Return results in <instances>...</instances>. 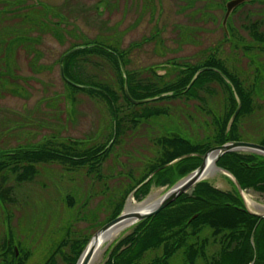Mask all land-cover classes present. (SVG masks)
<instances>
[{"label":"trees","instance_id":"obj_1","mask_svg":"<svg viewBox=\"0 0 264 264\" xmlns=\"http://www.w3.org/2000/svg\"><path fill=\"white\" fill-rule=\"evenodd\" d=\"M228 1L217 0L210 3V7L219 5L222 11L219 24L214 21L216 18L212 20L220 27L224 40L232 46L229 55L222 53L223 41L200 63L172 58L177 55V49H172L169 52L172 57L163 63H149L144 68L137 65V69L131 52L142 49L143 44L154 43V50L160 55L170 49H166L160 34L162 28L158 25L150 30L149 36L123 49L120 34L111 23L99 22V30L95 26L97 21L78 19L77 13L84 6L85 14H90L88 9L93 0H68L64 6L41 2L37 5L31 0H0V99L6 97L7 85H13L10 94L14 97H32V92L21 85L20 80L28 85L30 82L17 72L21 52L26 53L29 68L34 73L52 72L58 68L63 85L62 92L52 91L47 87L54 86L53 83L39 81L43 94L36 101L35 109L26 112L30 122L25 120L22 125V120L0 116L2 133L16 129L11 135L4 134L0 145V264H26L32 256L33 253L27 249L22 252L20 248L21 241L26 238L21 237L19 226L34 221L22 209L35 207L32 198L41 196L42 190L47 192L52 181L64 182L63 177H72L77 182L70 187L73 189L68 199L59 195L60 199L54 198L43 204L49 212L44 214L45 220L50 215L57 221L63 219L56 229L54 224L50 225L45 240L50 239V244L46 248L43 245L42 257L36 258L40 264H57L60 256L64 264H77L90 238L123 212L130 195L143 201L152 185L169 188L196 170L202 160L193 156L154 174L156 170L184 155H203L229 141L253 142L252 138H264V116L259 115L264 113V107L259 112L253 104L255 97L262 101L264 96V1L248 3L253 4L249 7L245 3L234 11L228 22L230 37L222 25ZM102 7L98 8L102 10L100 12H103ZM192 13L197 14L196 11ZM238 18L244 21L237 25ZM79 22L96 32L88 35L79 31L76 26ZM69 25L73 28L68 29ZM177 28L178 37L172 41L180 48L192 43L198 35L188 25ZM70 33L75 41L60 58L49 66L41 63L44 53L40 45L44 38L49 36L65 44L66 35ZM100 37L104 39L102 43L97 41ZM84 38L88 42L81 43ZM106 41L108 43H104ZM240 55H244L252 67L260 64L255 67L252 92L243 86L242 69L237 65ZM226 56L237 58L234 68L224 67ZM201 69L205 71L189 87ZM159 70L164 73L160 74ZM221 73L230 80L242 102L241 111L228 134V122L237 109V102ZM126 85L133 99L151 101L133 104L126 96ZM220 85H226L228 90H222ZM20 90L25 93L21 94ZM164 101L166 104L161 105ZM91 103L101 116L97 123L89 119ZM204 104L217 105L218 111L214 109L216 106L210 111L204 110ZM82 110L86 111L85 115ZM184 116L187 122L182 127L167 122V119ZM244 117L248 118L252 130L244 132L242 123L241 132L237 126ZM83 125L87 129L83 130ZM24 129L35 131L34 139L23 134L21 130ZM47 129L54 131L35 141L39 132ZM64 133L68 135L63 136ZM115 147L117 150L114 151ZM218 166L232 174L243 190H254L264 196L263 157L231 152L219 160ZM115 170L123 171L121 178L108 185L103 175L114 176ZM124 174L131 177L129 186L125 184ZM84 178L92 181L89 188L86 185L88 191L80 185L82 181L84 186ZM93 183L104 191L105 199L99 207L88 209L86 206L95 194L96 184ZM83 189L87 195L84 198L83 194L80 196ZM61 201L63 217L57 216ZM243 208L244 201L236 186L221 190L208 180L202 181L157 215L131 228L104 264H264V219ZM79 221L88 224L85 229L88 234L74 231L73 223Z\"/></svg>","mask_w":264,"mask_h":264},{"label":"rangeland","instance_id":"obj_2","mask_svg":"<svg viewBox=\"0 0 264 264\" xmlns=\"http://www.w3.org/2000/svg\"><path fill=\"white\" fill-rule=\"evenodd\" d=\"M33 1V0H31ZM39 2H51V3H57V5H59L60 3L64 2V1H68V0H37ZM216 1V0H215ZM222 1V0H219ZM255 1H260V0H255ZM159 2V12L155 13V15L157 16L156 18L149 20L152 16L149 15L148 13H146L145 15H140L142 17H144V22L143 24L140 25L139 28H136L137 31H135V33L130 34L128 33V31H130L131 29L129 27H131L132 24L130 21H134L137 19V17H139V13L134 12V10H129L126 13L123 12V9L118 11L117 13H112V21H111V25L120 33V47L123 49H127L130 47L131 43L134 41H140L142 40V38L144 36H149L148 31L152 30L153 27L155 25H158V28H162L161 29V38H163L164 45L167 48H170L169 50H167L165 52V55H160L159 53H157L154 50L155 44L152 42L149 43H145L142 46H144L142 49H137L134 50L133 52H131V56L134 60V62H136V67L137 65H141L144 66L145 65H149V63H163L164 61H166L167 59H169L170 57H172V55L169 53L170 50L172 49H177L181 51L177 52V55H174L172 58H180L179 61H187L191 64H196V63H200L201 61H205L206 58L212 53L213 50H215L217 47H219L220 44H222V42L224 41L223 44V50L222 53L224 52L225 55H229L230 50H231V44L227 43L226 40H224V36L222 35V32L220 31V27L214 22L216 21L218 24L219 22H221V18H222V11L220 10L219 5L217 6H213L212 8L210 7V3L212 4L213 2L210 1H204V2H198L193 9L196 10H200L202 9L203 11H205L208 15L206 16V18L197 16V15H193L192 14V10L190 11V16H189V11L184 12L183 14H179L178 12L179 7L176 6L173 3V0H161L158 1ZM252 3V2H249ZM94 4V3H93ZM246 7L252 6L253 4H248L246 3ZM2 5V4H0ZM55 6V5H53ZM93 6V5H92ZM91 6V7H92ZM90 7V8H91ZM246 7H244L243 9H245ZM103 8V7H102ZM259 8V7H258ZM257 8V9H258ZM121 9V7H120ZM242 9V10H243ZM102 11V10H100ZM104 11V10H103ZM262 12V11H261ZM260 12V13H261ZM185 14V15H184ZM187 15V16H186ZM83 17L88 18L86 15H84ZM125 17V18H124ZM141 17V18H142ZM86 18H83L84 21H86ZM212 18H216L214 21L212 20ZM242 18V17H241ZM79 21V20H78ZM77 21V22H78ZM239 21H244L243 19H237L236 24L238 25ZM134 23V22H133ZM92 25V23H91ZM179 25H182V27L184 25H188V27H191L193 30H195V32H198L197 37H194V41L192 43L189 44H185L182 45L181 48L177 46L176 43H174L172 40H174L178 34V30L179 28H177ZM76 26H78V30L79 31H85L86 34L88 35H93L94 32H96V30L90 28H87V25L83 24L82 22H79ZM95 26L100 30L99 28V23H95ZM73 26H68V29H72ZM191 30V29H188ZM70 33L69 35H66V42L65 44H62L61 42L56 41L55 39H53L52 37H45L43 40V43L40 45V49L43 51L44 56L41 60V63L49 66L51 65L53 62H56V60H58L60 58V55L70 47V45L72 43H74V39L71 37ZM75 38H77V34H74ZM81 39V43H86L88 42L87 40ZM171 39V41H170ZM99 43H102L104 41V39L102 37H100L97 40ZM102 41V42H101ZM104 43H108V41L104 42ZM152 43V44H150ZM161 46V45H160ZM162 47V46H161ZM173 54V53H172ZM29 59H31V57H29ZM20 67L17 72L19 73V76L22 78H26L29 82L30 85L26 84L25 82H23V80H20V84L24 85L25 88L27 90H30V92H32V97L29 98H22V97H14L10 94V89H12L13 85H7V89H5V91L7 92L5 95V98L0 99V116L1 118L4 119H12V120H22V122H20V124L23 125V122H25V120H27V122H30L28 120V115L26 112H28L29 110L35 109L36 105H37V100L42 96L43 94V90H41L43 88V86L41 84H39V81H46V83H53L54 86H48L47 88H50L52 91L54 90H60L61 92L63 91V85L62 82L60 81V74L58 73V68H55L52 72L49 71H44L42 73H34L30 70L29 68V60L26 57V53L21 52L20 55ZM238 63L237 58L235 57H230V56H226L224 58V67H226L227 69H231L228 68L229 66H233V68L235 67V64ZM152 65V64H151ZM170 65V64H169ZM240 66V68L242 69V73H243V86L249 90L250 92H252L253 89V84H254V73H255V67L256 66H260L259 63H256L255 67L251 66V63L247 62V59L244 58V55H240V63L237 64ZM264 65V63H263ZM138 66V67H139ZM173 66V65H170ZM54 67H57L56 64H54ZM137 67V69H138ZM10 69H12L10 67ZM170 69V67H169ZM168 69V70H169ZM150 72V70H149ZM160 74H163L164 72L162 70L158 71ZM151 73V72H150ZM32 77V78H31ZM37 79V80H34ZM26 85L28 87H26ZM226 86V85H225ZM224 85H220L221 88H223L222 90H228ZM31 87V89H30ZM34 89V90H33ZM21 91V90H20ZM21 94H24V92H20ZM227 95V93H226ZM254 102L253 104L256 106L255 109L258 110L259 112H261L260 110L264 107V96L262 97V101L259 100L258 98H254L253 99ZM166 101L162 102L161 105L166 104ZM225 102H226V107H228V102L229 99L228 97L225 98ZM95 103V102H94ZM91 103V117L89 116L90 121H93L94 123H97L100 119L101 116L96 113V108H95V104ZM212 106H216L214 109L216 111H218V107L217 105H207L204 104V110H209L210 108H212ZM83 111V110H82ZM85 111V110H84ZM84 111L82 112L84 115ZM86 112V111H85ZM23 114V115H20ZM34 115H37L36 113H34ZM260 116H264V113L259 114ZM37 117V116H36ZM168 123H172L175 125V127L177 125H179L180 127H182L186 122V116L182 117V118H170L167 119ZM244 124L242 129H245L244 132H246V130H252V128L250 126H248V118L244 117V119L241 121L240 124H238L237 128L240 130V125ZM100 124L96 125L94 127V129L96 127H98ZM87 129L85 127V125H83V130ZM183 129V128H182ZM240 130L241 132L243 130ZM90 130V129H88ZM93 130V128H92ZM11 131V132H10ZM13 131H16V129L13 130H8L2 133V131H0V145L2 144V139L4 136V134L7 135H11L13 133ZM51 131H54L52 129H47V130H41L39 132V134L36 137L35 141H38L39 139H41L45 134H49ZM21 132H23V134H25L26 136H29V139H34V134H36L35 131L30 130V129H24L21 130ZM78 135H80L79 132H76ZM68 134L64 133L63 136H66ZM69 135H71V131L69 133ZM16 139V137H14ZM12 139L15 142V139ZM112 143V142H111ZM110 143V144H111ZM137 143L139 145V141L137 139ZM14 145V143L12 144ZM17 145V144H15ZM17 147V146H16ZM117 150L116 147L114 149V151ZM113 151V153H114ZM246 153V152H244ZM250 154H255V153H250ZM258 156V155H257ZM61 169H56V171H59ZM123 171L122 170H115L114 172V176H112L111 174H104L103 176V180L109 185L112 181L116 180L117 178L120 179L121 178V174ZM125 178L124 180H126L125 184L127 186H129L130 184V179L131 177L126 176V174H124ZM70 178V179H69ZM63 177L64 182H56V181H52V185L50 186L49 190L46 192L44 190H42L40 192L39 197H33L32 200L35 203V207H27L26 209H22V211H24L27 215V217H29L30 220H34L33 222H30L29 224H26V222H24V226H19L20 230L22 231L21 237H25L26 241H21L22 243L20 244V248L21 251L25 252V249H27V252H31L33 253L32 256L30 258H28L27 263L26 264H40L37 261V256H39L40 258L42 257L44 253L43 250V245L46 248L50 243V239L49 241H45L47 238V231L48 228L50 227L51 224L55 225V229L56 227L58 228L61 223L60 220L63 219H57L53 216H50L45 220L44 218V214L49 213L45 208L46 206H44L43 204H45L47 201H51L52 199L54 200V198H59V195L61 198H67L68 199V195H70V190H72L73 188H70L71 186H73L72 184H76L77 181H73L71 178L72 177ZM94 179V178H92ZM206 180H210V182L214 183L217 187H219L220 189L222 188V190H231L234 189V181L232 180V177L227 175L226 173L222 172V171H215L214 173L210 174L206 179ZM84 186L82 181L80 182V185L82 187H84L86 189V185L87 188H89L88 184H91L92 181L89 180L88 178H84ZM96 184L95 185V194H94V199L89 201V204L86 206L88 209H94L96 207H99L101 205V203L103 202L102 200L105 199V197L102 195L104 193V191H100V189H98V185L97 183H93ZM75 188V187H74ZM105 188V185H104ZM170 188V187H169ZM168 187H159L156 186L155 184L152 185L151 190L149 195L145 198L147 200H149L150 198L154 197V198H161L163 196V194H165L167 192V190L169 189ZM39 188H37L38 190ZM98 189L99 192H97L96 190ZM85 190H81L80 192V196L82 195L83 198L85 196H87L84 192ZM86 191H88V189H86ZM39 194V193H38ZM247 203L248 206L250 208L251 211H254L256 213L259 214H264V196L254 192L253 190L248 191L247 195ZM46 199V200H44ZM81 199V198H80ZM44 202H42V201ZM130 200L132 201L133 205H138L139 203H141V201H137L135 200V198L133 197V195H130L128 198V203L130 202ZM86 203V202H85ZM50 206H52V204L50 203ZM57 211L59 212L60 217H63L65 215L64 212V206L62 201L58 204L57 207ZM104 211H107L104 209ZM102 211V212H104ZM95 213V212H94ZM110 212H108L106 215L108 217V214ZM92 216V218L94 217V215H90ZM98 219V217H97ZM14 223L16 224V221H14ZM57 224V225H56ZM75 225L74 230L75 232L78 233L79 230H81L82 232L85 231V229L88 227L87 223L84 222H77V223H73ZM28 227V228H27ZM19 230V231H20ZM130 229L126 228L125 230H123L117 237H115L111 242H108L106 244H104L102 246L101 249V253H100V257L98 258L97 261L94 262V264H104V262L108 259V256L110 255L111 251L113 250L114 247H116V245L118 244V242L120 240L123 239V237L127 234H129ZM20 231V233H21ZM87 234L89 232L85 231ZM11 234H13V231L11 230ZM78 235V234H77ZM77 237V236H76ZM57 243V241L55 242ZM54 243V244H55ZM49 249V248H47ZM67 252L70 251V248H66L65 249ZM48 253V252H47ZM46 253V254H47ZM45 254V255H46ZM59 256V255H58ZM63 257V256H62ZM42 262V260H41ZM57 264H64V261L62 260V258L59 256L57 257L56 260Z\"/></svg>","mask_w":264,"mask_h":264},{"label":"water","instance_id":"obj_3","mask_svg":"<svg viewBox=\"0 0 264 264\" xmlns=\"http://www.w3.org/2000/svg\"><path fill=\"white\" fill-rule=\"evenodd\" d=\"M253 1H255V0H230L227 3V5H226L227 11H226L225 17L223 19V28H224L225 33L228 37H230V33H229V29H228V22H229L231 15L233 14V12L239 6H241L245 3L253 2ZM260 1H264V0H260ZM70 53L66 54L62 58V63ZM204 71H205V69H201L195 74V76L192 79L189 87H191L194 84V82L197 80L198 76ZM221 75L223 76V78L227 82V84H229L231 86V88L235 94L237 104H238L236 111L234 112V114L232 115V117L230 118V120L228 122L227 130H226V133L228 134L230 132L232 126H233V123H234L236 117L240 113V110L242 108V103H241V100H240L239 96L237 95L233 85L231 84L230 80L225 75H223L222 73H221ZM62 76H63V78H65L63 69H62ZM125 93H126V96L128 97V99L133 104L148 103L149 101H151V99H145V100L133 99L129 93V89H128L127 85L125 86ZM231 152L255 153L257 155H261L264 157V146L260 145V144H256V143H251V142L229 141V142H226L225 144H223L221 146H216L214 148H211L210 150H208L203 155H194V154L184 155V156L174 160L170 164L159 168L158 170H156L154 172V174L157 173L158 171L165 169L166 167H168L170 165H174V164L178 163L179 161L184 160L186 158L197 156L202 160L201 165L196 170H194L193 172L188 174L186 177L182 178L181 180L176 182L173 186H171L167 190V192L165 194H163V196L160 198L159 203L154 208L147 209V206L145 204L148 201L147 199H145L143 202L139 203L136 206V208L130 212H127V206L128 205L126 204L123 212L118 217H116L112 221L105 224L101 229H99L90 238V240L87 243V245L85 246L77 264H91L96 252H98V250L101 249L99 247V243H100V237L103 234H105L106 232L110 231L111 229H114V228L121 226L123 224H127V228L131 229L134 226H136L137 224H139L140 222L157 215L159 212H161L162 210L167 208L170 204L174 203L179 197H181L182 195H184V194L188 193L190 190H192L198 183L204 181L210 175L209 170H210L211 166L216 168L217 171H222V172H224L227 175L232 177V180L234 181V184H235L241 198L244 201L243 210L247 211L248 213H250L256 217H258L259 219H264V214H259V213H256V212L250 210L248 203H247L248 199L245 195L243 188L241 187V185L237 181V179L234 176H232L231 174H229L228 172L222 170L221 168H219L217 166L219 160L224 155L229 154ZM154 174H152L151 177ZM17 256H18V254H17Z\"/></svg>","mask_w":264,"mask_h":264},{"label":"flooded vegetation","instance_id":"obj_4","mask_svg":"<svg viewBox=\"0 0 264 264\" xmlns=\"http://www.w3.org/2000/svg\"><path fill=\"white\" fill-rule=\"evenodd\" d=\"M33 1L37 5H39L38 4L39 1H37V0H33ZM158 1L161 2V0H93L94 4L92 3L90 5V6H92V5L93 6L88 9V12H90V14H85L86 11H85V6H84L83 10L78 11L77 17L79 20L83 21V18H86L83 16L86 15L88 17V19H91V21H97L98 23L105 21V22L111 23L112 13H117L118 11L123 9V12H125V13L129 10H134V12H137L140 15V12H141L142 16L145 15L146 13H148L149 15L152 16L149 20H152V19L157 17L155 15V13L159 12V7H158L159 2ZM204 1H207V0H173V3L179 7V10H180L178 12L179 14H181V13L183 14L184 12L189 11V16H190V11L193 9V7L198 2H204ZM213 1H215V0H211V2H213ZM64 3H65V1L60 3L59 5H57V3H51V2L45 3V2H43V4L50 5V6H53V5L64 6ZM100 6H103V10H104L103 12H100V9L98 10V8ZM120 7H121V9H120ZM194 11L197 12V14H194V16L197 15V16L201 17V15H199L198 12L205 13L203 18H206V16L208 15L202 9H200V10L193 9L192 12H194ZM141 15L139 17H137L136 20L130 21L132 24H134V23H137V24L131 25V27H129L131 30L128 31V33H130V34L135 33V31H137L136 28H139L140 25L143 24L144 17H142ZM110 32L111 31H109L108 34H110ZM148 34H150V30L148 31ZM251 141H253V143H257V144L264 146V138L259 139V138L255 137V138H252ZM248 155H253V154H248ZM216 188H218V187H216Z\"/></svg>","mask_w":264,"mask_h":264},{"label":"bare ground","instance_id":"obj_5","mask_svg":"<svg viewBox=\"0 0 264 264\" xmlns=\"http://www.w3.org/2000/svg\"><path fill=\"white\" fill-rule=\"evenodd\" d=\"M217 169L214 168L213 166H211L210 170H209V174H212L216 171ZM160 201V198H150L145 204L147 206V209H151L154 208ZM136 208V205L132 204V201L130 200V202L128 203L127 206V212L133 211ZM127 228V224H123L121 226H118L114 229H111L110 231L106 232L105 234H103L100 237V243H99V247L102 249V246L108 242H111L115 237H117L123 230H125ZM101 249L98 250V252H96L93 261L91 262V264H94L95 261L98 260V258L100 257V253H101Z\"/></svg>","mask_w":264,"mask_h":264}]
</instances>
